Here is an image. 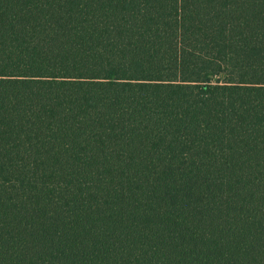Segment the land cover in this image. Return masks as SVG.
Segmentation results:
<instances>
[{"label":"trees","instance_id":"obj_1","mask_svg":"<svg viewBox=\"0 0 264 264\" xmlns=\"http://www.w3.org/2000/svg\"><path fill=\"white\" fill-rule=\"evenodd\" d=\"M0 264H264V0H0Z\"/></svg>","mask_w":264,"mask_h":264}]
</instances>
